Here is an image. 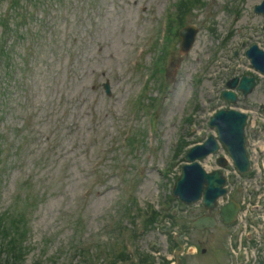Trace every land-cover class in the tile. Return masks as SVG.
Returning <instances> with one entry per match:
<instances>
[{
	"label": "rangeland",
	"instance_id": "374dc122",
	"mask_svg": "<svg viewBox=\"0 0 264 264\" xmlns=\"http://www.w3.org/2000/svg\"><path fill=\"white\" fill-rule=\"evenodd\" d=\"M259 1L225 0V4L231 2L238 11V19L231 25L232 38L226 44L219 43L208 30L212 22L222 19L215 31L219 36L226 32L233 14L224 9V2L208 5L205 1V6L197 8L188 20L198 28L199 40L192 51L180 54L176 49L169 57L162 93L156 82L143 87L152 54L144 53L139 58L142 70L133 62L152 27L162 20L148 15L146 8L150 6L151 13H159L165 0H66L65 6L54 3L48 14L52 23L45 33L39 32L44 42L41 55L22 58L26 42L19 43L11 82L4 74L6 65L0 62L1 222L16 189L22 192L18 199L23 200L26 191L22 183L27 182L32 194L40 195L30 218L26 240L29 251L24 264H84L73 247L85 242H105L102 240L108 237L117 211L128 200L129 193L140 208L152 205L162 211V201L183 163L180 158L165 170L178 136L183 135L184 141L192 143L215 133L209 120L216 110L228 106L220 96L226 81L241 77L246 71L256 75L245 51L252 44L264 48V17L261 20L262 15L252 8ZM144 3L146 8L141 9L140 4ZM3 9L4 3L0 5ZM249 15L252 20H248ZM40 16L38 13L37 17ZM235 46L240 51L229 53ZM219 57L229 58L237 67L241 65V72L229 69L209 75L215 63L222 60ZM26 64H34L35 68L25 73L22 68ZM105 81L112 88L110 96L104 94ZM142 90L144 99L156 97L158 105L151 117L141 113L134 116L131 112L132 102L141 97ZM261 105L264 76H258L252 93L246 98L240 96L234 107L246 112L255 125L253 120L263 121ZM188 116L189 121H185ZM151 119L153 132L145 136ZM127 128L144 134L142 144L134 146L133 152L121 142ZM260 129L257 125L256 132ZM151 140L153 145L149 147ZM119 163L124 166L122 171L115 169ZM202 164L206 169L214 168V157ZM261 175L264 172L256 170L252 177L238 180L240 183L246 179L236 200L242 203L249 199L258 208L254 214L242 216L236 226L219 224L212 231L197 232L188 224L201 209L198 205L180 206L185 217H176L175 226L166 218L162 224L143 232L135 240L137 252L151 254V264H164L169 257L167 231L187 227L183 235L177 236V241L187 249L179 264H230V238L239 247L242 237V251L247 249L248 258L240 255L237 261L264 262ZM128 180L131 189L125 186ZM249 184L255 187L252 194L245 190ZM88 188L91 193L86 195ZM175 208L176 201L170 212L175 213ZM239 225L242 230L236 233ZM76 227L77 234L73 233ZM195 248L196 253L189 252Z\"/></svg>",
	"mask_w": 264,
	"mask_h": 264
}]
</instances>
